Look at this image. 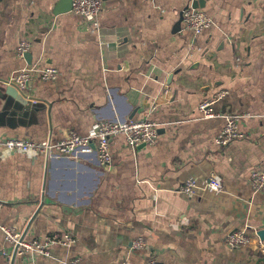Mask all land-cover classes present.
Listing matches in <instances>:
<instances>
[{"label": "crops", "instance_id": "0c3cea01", "mask_svg": "<svg viewBox=\"0 0 264 264\" xmlns=\"http://www.w3.org/2000/svg\"><path fill=\"white\" fill-rule=\"evenodd\" d=\"M192 1L103 0L92 30L71 10L56 11L65 0H0V140L86 136L96 122L144 111L158 124L153 146L131 151L113 138L107 168L94 155L1 151L0 224L26 240L74 239L14 264H145L148 256L128 250L137 237L162 263L264 264V193L248 185L264 167V0H205L199 9L213 25L197 36L176 27ZM22 39L28 58L15 55ZM30 66L54 67L59 77L35 78L22 95L11 79ZM219 91L227 94L212 105L217 116L202 118L198 104ZM228 113L250 116L238 125L244 139L221 148L214 139ZM210 173L219 192H178L187 178L202 184ZM244 227L250 244L227 247L226 235ZM0 250L9 254L0 264H10L1 231Z\"/></svg>", "mask_w": 264, "mask_h": 264}, {"label": "built area", "instance_id": "2783aa9c", "mask_svg": "<svg viewBox=\"0 0 264 264\" xmlns=\"http://www.w3.org/2000/svg\"><path fill=\"white\" fill-rule=\"evenodd\" d=\"M103 0H71V11L80 16L89 28L97 30L99 28V16L102 10ZM181 24L184 30L190 31L194 36L202 33L203 30L213 25L211 17L200 9H194L190 6L186 7L181 13ZM30 41L22 39L15 48V55L19 58L24 57L30 48ZM59 77V71L51 66H45L38 69L35 66L21 68L11 79L20 92L29 87L30 83L38 78L43 82L55 81ZM226 91H219L213 96L203 99L198 104V112L204 119L214 118L217 115L213 112L212 105L226 96ZM249 113H228L221 117L224 125L219 134L214 139V143L218 147H226L234 140L244 139V135L238 131V125L241 119L249 117ZM122 136L126 147L129 150H135L138 146H153L158 138V124L151 119L149 112L144 111L141 118L136 120L125 121H99L96 122L90 133L81 136L76 133H70L61 140H47L45 142H34L28 139L18 138H2L0 140V153L3 150L8 152L32 153L44 156L50 159H75L81 156L94 155L96 161L102 167H109L112 162L110 152V141L113 138ZM248 185L253 193H264V167L262 169L252 170L248 179ZM212 192H219L220 183L213 173L198 184L194 177L187 178L178 188V192L187 198L206 189ZM3 202L0 201V207ZM0 231L3 234L4 241L8 243L12 250L16 247L17 256L23 257L30 254L50 257L51 248L53 246L68 247L74 239L71 235L51 234L41 239H22L21 231L14 227H7L0 224ZM226 245L230 249L247 246L250 244V237L246 233V229L237 228L230 231L226 235ZM258 250L264 254V240H258ZM132 253L140 252L148 256L146 264H168L159 262L153 255L148 244L141 237H137L130 242L128 249ZM9 256L8 251L0 250V255ZM78 259L70 260L65 264H78ZM125 264V263H122Z\"/></svg>", "mask_w": 264, "mask_h": 264}, {"label": "water", "instance_id": "95a60500", "mask_svg": "<svg viewBox=\"0 0 264 264\" xmlns=\"http://www.w3.org/2000/svg\"><path fill=\"white\" fill-rule=\"evenodd\" d=\"M205 0H195V1H192L191 2V5L190 7L194 8V9H199V8H202V3L204 2ZM64 3V2H63ZM71 10V0H65V3L62 5L60 4V7L56 9V11H58L59 13L60 12H66V11H69ZM181 15H180V18H179V23L176 25V27L179 29V25L181 23ZM25 58H28L29 57V53H26L24 55ZM171 78V75L168 77V81L170 80ZM20 92V91H19ZM22 94V92H20ZM24 95V94H22ZM26 97V96H25ZM31 99V98H30ZM33 101V104H36V100H32ZM41 209V206H39L36 210V213H38ZM258 236L261 240H264V230H261L258 232ZM24 238V235L22 233V239ZM12 257H11V261H10V264H14L16 258H17V253H16V247L13 248L12 250Z\"/></svg>", "mask_w": 264, "mask_h": 264}, {"label": "rangeland", "instance_id": "374dc122", "mask_svg": "<svg viewBox=\"0 0 264 264\" xmlns=\"http://www.w3.org/2000/svg\"><path fill=\"white\" fill-rule=\"evenodd\" d=\"M39 239H41V238H39ZM143 254V253H142ZM146 255V254H145ZM147 261V260H146ZM145 264H146V262H145Z\"/></svg>", "mask_w": 264, "mask_h": 264}]
</instances>
